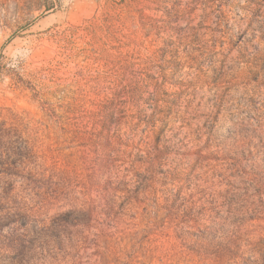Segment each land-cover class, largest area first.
Segmentation results:
<instances>
[{"label":"rangeland","instance_id":"374dc122","mask_svg":"<svg viewBox=\"0 0 264 264\" xmlns=\"http://www.w3.org/2000/svg\"><path fill=\"white\" fill-rule=\"evenodd\" d=\"M174 27L191 39L164 92L169 123L134 156L148 188L123 182L138 203L115 207L140 253L82 264H264V0H0V167L57 166L106 201L131 169L128 116L156 107L150 94L121 105L107 76Z\"/></svg>","mask_w":264,"mask_h":264},{"label":"trees","instance_id":"16d2710c","mask_svg":"<svg viewBox=\"0 0 264 264\" xmlns=\"http://www.w3.org/2000/svg\"><path fill=\"white\" fill-rule=\"evenodd\" d=\"M171 30L173 34L164 32L153 44L151 42L153 50L145 63L138 64L141 66L107 76L108 88L114 90L121 105L127 106L146 94L153 95L152 101L156 102L152 115L146 113L143 118H137L135 114L127 118L133 127L132 138L124 145V164L131 169L117 183H111L112 201L91 197L86 187L70 179L67 171H61L57 166L0 167V264H82L91 255L100 261L107 253L111 256L127 254L126 240L136 233L127 223L126 228H122L128 210L115 211L117 200H124L127 209L138 203L135 198L126 201L124 183L137 188L138 191L128 192L132 196L148 188L146 181L137 180L140 168L134 159L135 152L145 153L143 147L148 144L150 128L157 129L160 124L167 127L169 123V118L163 117L164 92L168 84H177V71L185 59L181 49L191 39V35L177 27ZM114 76L116 81H111ZM151 88H154L152 93ZM143 127V134H140ZM121 131L119 128L118 133L124 137ZM21 169L22 178L18 172ZM144 171L148 173V170ZM130 219L134 221L136 217ZM202 243H196L194 247L205 250L211 247ZM140 250V244L135 240L128 257L138 258Z\"/></svg>","mask_w":264,"mask_h":264}]
</instances>
